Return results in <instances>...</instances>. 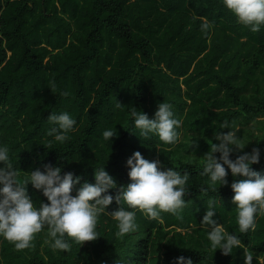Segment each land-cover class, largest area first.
I'll use <instances>...</instances> for the list:
<instances>
[{
    "label": "trees",
    "instance_id": "trees-1",
    "mask_svg": "<svg viewBox=\"0 0 264 264\" xmlns=\"http://www.w3.org/2000/svg\"><path fill=\"white\" fill-rule=\"evenodd\" d=\"M205 19L211 27L201 31ZM53 85L68 95L52 92ZM164 101L182 120L174 147L145 141L131 126V107L152 118ZM51 110L77 120L62 144L46 136ZM224 120L251 139L242 151L261 149L252 167L264 174V28L250 31L221 0H0V143L22 170L19 180L23 171L51 164L81 176V183L94 182V167L104 164L117 186L126 185V160L135 151L190 173L181 217L162 213L161 222L137 213L138 230L120 238L115 221L101 216L99 237L69 251L51 249L46 231L24 250L0 238V264H116L120 257L130 264H176L181 255L193 264H244L241 249L225 255L211 248L200 226L209 200L217 202V221L264 264V217L254 231H238L230 184L239 177L225 166L228 184L200 191L206 185L197 158ZM114 125L110 143L102 132ZM192 137L198 147H189ZM27 187L34 201L46 202ZM116 207L113 201L108 211Z\"/></svg>",
    "mask_w": 264,
    "mask_h": 264
},
{
    "label": "clouds",
    "instance_id": "clouds-1",
    "mask_svg": "<svg viewBox=\"0 0 264 264\" xmlns=\"http://www.w3.org/2000/svg\"><path fill=\"white\" fill-rule=\"evenodd\" d=\"M221 3L250 31L259 32L264 28V0H221ZM210 27L206 19L200 24L201 31ZM50 88L60 97L68 95L66 90H57L54 85ZM122 107L116 99L114 109ZM129 115L132 128L138 130L143 140L155 138L169 147L181 142L182 120L171 103H158L152 118L134 107L129 109ZM46 122L49 125L46 136L61 144L76 131L77 120L66 110H51ZM115 125L102 132L103 139L110 143L116 135ZM219 129L213 136L216 142L208 140L209 150L197 158L196 167L206 185L201 186L200 191L204 193L209 188L217 191L220 186L227 185L225 166L234 178L239 177L233 179L230 188L238 231L246 234L255 230L258 218L264 217V174L252 167L260 160L261 149L253 147L250 152L242 151L251 139L246 141L235 123L224 120ZM188 144L198 147L195 137ZM234 152L239 154L232 159L230 156ZM126 166L130 182L120 186L105 170L104 164L94 167V182L81 183V176L71 171L62 172L61 166L51 164H45L43 170L23 171L26 175L21 181L18 177L22 170L13 160L10 148L0 143V238L11 242L16 250H24L32 246L36 234L46 231L51 249L69 251L73 243L80 247L83 242L99 237L97 226L101 216L115 221L116 235L120 238L138 230L137 213L161 222L162 213L182 216L189 203L185 199L190 189L187 170L181 172L173 166H164L158 159H146L140 151L127 158ZM29 184L46 197V202L32 199L28 193ZM75 185L79 187L73 195ZM110 189L116 190L114 195ZM113 201L118 207L109 212ZM217 211V202L209 200L200 222L206 229L211 248L220 249L225 255L241 249L244 264H253L254 256L256 264H261L260 256L242 242L235 230L229 231L217 221ZM116 264H130V261L120 257ZM176 264H193V261L181 255L176 258Z\"/></svg>",
    "mask_w": 264,
    "mask_h": 264
}]
</instances>
